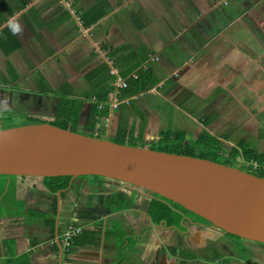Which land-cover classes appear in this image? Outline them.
Masks as SVG:
<instances>
[{"label":"crops","instance_id":"1","mask_svg":"<svg viewBox=\"0 0 264 264\" xmlns=\"http://www.w3.org/2000/svg\"><path fill=\"white\" fill-rule=\"evenodd\" d=\"M7 94L60 121L68 101L72 125L100 139H109L100 131L117 136L127 116L128 135L143 129V140L161 128H199L187 132L218 134L234 149L224 132L256 134L264 146V0H0V96ZM3 181L0 264H150L156 255L175 261L159 257L177 240L151 235L161 221L150 217L143 190L124 185L132 190L123 194L113 180L95 176L71 180L61 194L32 190L26 205L48 217L27 224L2 208L17 197L15 180ZM142 211L150 221L141 220ZM69 225L83 232L64 248Z\"/></svg>","mask_w":264,"mask_h":264},{"label":"water","instance_id":"2","mask_svg":"<svg viewBox=\"0 0 264 264\" xmlns=\"http://www.w3.org/2000/svg\"><path fill=\"white\" fill-rule=\"evenodd\" d=\"M0 176L107 178L163 197L228 234L264 244V177L209 159L36 123L0 129Z\"/></svg>","mask_w":264,"mask_h":264},{"label":"rangeland","instance_id":"3","mask_svg":"<svg viewBox=\"0 0 264 264\" xmlns=\"http://www.w3.org/2000/svg\"><path fill=\"white\" fill-rule=\"evenodd\" d=\"M6 87H7V90L10 92L11 90L8 89L9 86H6ZM4 91H6V90H4ZM14 98L15 99H10V95L7 94L8 100L7 99L3 100L0 96V121L1 122H5L7 124L21 125L23 123H26L28 120H34V121H38V122L55 123L58 125H62L64 127H67L69 130H73V131H76V132H79V133H82L85 135H96V133H97L94 130H87L86 131L83 128L80 129L78 127H74L72 125V123L69 121H60L56 117H50L51 114H48L47 111H43L40 108H36L35 104H33V105L28 104L26 102H22L21 100H19L16 97H14ZM71 104H75V102L72 100ZM62 126H60V127H62ZM187 129H190L191 133L193 134L194 130L199 129V128H186V132H184L183 130L180 131L179 128H161L160 129L161 132L157 136V138L147 139V140H143L144 139V134H143L144 130L142 129L140 131L138 128H135V134L133 136H129L127 138H121L118 135L117 136H114V135L104 136L103 132H101V131L99 132L98 137H101V138L108 137L109 140H111L113 142L123 141V142H125V145H131V146H135V147H144V148H149V149L158 150V151H160L162 149H166V150L178 151V152L182 153L183 150H185L186 147H188V146L193 148L194 147L193 146V140L198 139L197 136L193 137L192 134H189L187 132ZM180 132L183 133L184 139L186 140V142L182 141L179 137L175 138L173 136H169V138H168L166 136V134H168V133L177 134ZM260 132L262 134L264 133L263 128L260 129ZM153 133L154 134L157 133V130L155 128L153 129ZM202 133L203 132H201V134ZM222 135L224 138H227L228 140L232 139L234 141L233 147H235V149H237L238 151L233 150L234 148L230 147L231 145H229V142H226L227 140L224 141L223 139L219 138L218 134H217V136L212 135L216 139V141L215 140L213 141L211 138L207 137V134H204V135H202V138L200 141H198L199 139L197 140L199 143L197 144V150L198 151L196 152V154L197 155H203L207 159L213 160L217 163H221V164H225V165L226 164L233 165L234 167L241 168L242 170H244L246 172H252L255 175L256 174L259 176L264 175V153H262V151H260L261 145L263 144V138L261 136H256V134H251L250 136H247L246 134H242V135H239L241 137V142H240L238 140L239 136H237V135H236V138H234L233 135L231 137V134L226 133V132H224V134H222ZM197 141L194 143H197ZM206 142H208V143H206ZM209 145H212V146H209ZM235 145H237V146H235ZM262 147L264 148L263 145H262ZM230 148H231V151H229ZM220 149H226L227 153H233V152H237V153H234L232 155L227 156ZM247 149H250V151H248ZM259 152H261V154H259ZM248 153L252 154L253 157L248 156L249 155ZM250 160H254L256 163L254 164V161H250ZM247 163H249L250 165H247ZM114 183L115 184L113 186L115 188H118L119 190H121L123 192V194H127L129 191H131V189L127 190L126 188H124V187H126V186H124L126 184H120V182H117V181H114ZM6 186H7V183H5V181H3V179L0 180V194L6 190ZM137 189L138 188L135 187V190H137ZM135 195H137V193L130 192L129 198L133 199V198H135ZM154 198H155L154 195L147 193V196H144L145 200L143 199L146 202L145 205L147 206L148 202H150V204L152 205ZM123 201H125L124 197H123ZM56 202H57V209H58L59 208L58 199H56ZM26 204H28L26 201V197H24L22 199L19 197H15L13 202H9L7 199H5L1 205H3L2 208L5 209V212L7 215L16 216L12 213V211H15L17 213V218L21 219L23 222H25L27 224L34 223L35 221L40 220L41 218L45 220L48 217V216H45V214L41 213L39 210H37V207L29 209V207ZM82 204H83V202H82ZM64 205L65 204H63V211H65ZM171 207L173 209L174 206L171 205ZM133 211H134V209L130 210V212H129L130 216L134 215ZM151 211H150V215H151ZM170 211H172V210L169 209V211H165V212L156 211L157 213H159V217L163 218V219H161L162 221H161L160 228L153 230V232L151 233L150 227H152V226H150L149 228L145 227V229H147V231H146L147 236H149L151 233V235H155L156 238L159 239L160 235L162 236V233H164L165 237L172 236L173 238H176V240H177V239H179L177 237L181 236L179 234V232H182V231L188 232L189 231V227L181 221L183 218L180 219L176 215H171ZM180 211H182V213H184L183 210H180ZM180 211L178 210V212H180ZM143 214L145 215V219H144L145 222L147 220H149V221L151 220V218L148 219V215L144 211L141 212V220H143V217H142ZM178 215L181 216V214H178ZM37 217H41V218H37ZM151 217H152V215H151ZM63 221H64V218L61 220L60 224L63 225ZM171 223H176V225H178L180 223L181 227H183V230H178L179 232L177 230H170L171 228H168V227H170ZM188 224H189V222H188ZM62 225H60V226L62 227ZM120 227H121V225H119V224H113L112 225L113 229H118ZM123 229H124V227H123ZM204 231H207V230H204ZM204 231L199 238L194 237L195 243H197L196 249L194 248V250L196 252L199 251L200 253H202V250L203 249L205 250V248H207V245H208L207 241L208 240L206 238H208L210 247L208 248V250L203 255L206 257L212 258V259H216V260H218L220 258V256H222L223 258H221V259H224V260L209 263V264H264V246H261L257 243L249 244L250 247H248V249H249L250 253H252L250 261L247 263H245L243 261L240 262L241 258L246 259V257H247L246 256L247 254L244 253V250H242V252L240 250L244 245H242V247L239 248V245L236 246V244L233 240L228 239L231 237H229L227 234H225V237L222 239L226 244H224L222 242H218L219 240L217 239V237H220V234L217 233L218 234V236H217V234L213 235L212 232H204ZM220 232H222V231H220ZM115 235L116 234H114V232H113V234L111 236H115ZM138 236H139V238H141L140 235H138ZM162 242L165 243L164 241H162ZM213 243H214V246H213ZM147 248H149V247L147 246ZM171 248H173V251H172L173 253H171V255H169V256H171L172 258L174 257L175 261H168V262L162 261V262H165V264H172V263L178 264L179 260L176 261V259H178V254L182 253V248L180 246H178L177 244L171 246ZM231 251H233V253L231 255H229V253ZM148 253H149V251H148ZM189 253L191 254V252H189ZM216 254L220 255V256L217 257V256H215ZM192 255L194 257L196 256L195 254H192ZM169 260H171V259H169ZM213 261H215V260H213ZM129 262L132 263V258L130 255H129ZM193 263H196V262H193ZM136 264H144V263L142 261L141 262L136 261ZM182 264H185V263L182 262Z\"/></svg>","mask_w":264,"mask_h":264},{"label":"trees","instance_id":"4","mask_svg":"<svg viewBox=\"0 0 264 264\" xmlns=\"http://www.w3.org/2000/svg\"><path fill=\"white\" fill-rule=\"evenodd\" d=\"M126 92L128 93V90ZM122 95H125V94H122ZM63 100H66V99H63ZM65 102H67V103H65V104L60 106L59 112L57 113L58 114L57 117L63 119L62 121H69V122L72 123V121L69 119L70 116H68L66 113H67V110L70 109V115H73V111L71 110L69 105H67L68 101H65ZM69 102L71 103L72 100H69ZM128 119L129 118L127 116H122L121 117V120H120V126L121 127L118 128V136L121 137V138H127L129 136L128 135V133H129L128 129L129 128L126 127L128 123H125L126 121H128ZM36 123H44V122L28 120L26 123H23L21 125L36 124ZM51 124L59 126V127L62 126V125H58V124H55V123H51ZM21 125L5 124V122H1L0 121V129L11 128V127H16V126H21ZM61 128L68 129L67 127H64V126H62ZM71 131H73V130H71ZM204 134H207L208 138H211L213 141L214 140L216 141V139L213 136H211L209 133L204 131L202 134H200L198 136L199 140L198 139L193 140V146H194L193 148L188 146V147H186L185 150H183L182 153H180L178 151H172V150H166V149H162L160 151H165V152H169V153H176V154H180V155H188V156H194V157H198V158L207 159L203 155H197L196 154V152L198 151L197 150V144L199 143L198 141L201 140L202 135H204ZM166 136L168 138H169V136H173L175 138L179 137L182 141L186 142V140L184 139V135L181 132L177 133V134L168 133V134H166ZM196 141H197V143H194ZM117 143L125 144V142H123V141H117ZM206 143H208V142H206ZM209 146H212V145H209ZM220 150H222L224 152V154L227 153L226 149H220ZM233 150L238 151L237 149H233ZM229 151H231V149ZM234 153H237V152H233V153H231V155L234 154ZM226 165L233 166V165H230V164H226ZM249 173H252V172H249ZM252 174H254V173H252ZM257 176H259V175H257ZM260 177H264V175H260ZM8 178H11V179L15 180L14 182L17 184L16 185V189H15L16 193H17L16 196L21 198V199L24 198L25 195L28 192L32 191V190L49 191V192L55 193V194L59 193V191H61V190L68 189L69 186H70V182L72 180V177H31V176H13V177H10V176H0V180H2V179L5 180V179H8ZM154 196L157 197V198H161L162 200L168 202V209H171L169 207V205H172V206H174L177 209H183V210L187 211L186 209L182 208L180 205L175 204V203H173V202H171V201H169V200H167V199H165L163 197H160V196H158L156 194ZM55 209L57 210V205L55 206ZM150 211H151V215H152L153 219L155 221L159 222L163 218L159 217V213H157L156 211L165 212L167 210H166V207H165L164 204H160L159 202L154 201V204H152L151 207H150ZM198 218L201 219L200 217H198ZM201 220H203V219H201ZM51 225H53V220L51 221ZM230 236H232V235H230ZM233 237H235V238H237L239 240H243V239H241L239 237H236V236H233ZM76 239H77V237H75L73 239V242ZM261 245L264 246V244H261Z\"/></svg>","mask_w":264,"mask_h":264},{"label":"flooded vegetation","instance_id":"5","mask_svg":"<svg viewBox=\"0 0 264 264\" xmlns=\"http://www.w3.org/2000/svg\"><path fill=\"white\" fill-rule=\"evenodd\" d=\"M5 124H7V123H5ZM74 180H78V178H76ZM120 184H125V183L120 182ZM126 185L131 187L132 189L135 188L132 185H129V184H126ZM154 201L159 202L160 204H164L165 207H166V210L169 211L168 202L162 200L161 198H157V197L154 198ZM154 201H153V204H154ZM169 207L172 210V211H170L171 215H176L180 219L183 218L181 221L185 225H187L189 227V231L188 232H183V231L179 232L178 231V230H183V227H181L180 223L178 225H174V226L170 225V227H168V228H171L170 230H177L179 232V234L181 235V236L177 237V238H179V239H177V243L175 242V244H177L178 246H180L182 248V253L178 254V259H176V261L179 260L178 264H182V262H184L185 264H206V263L209 264V263H213V262H218V261L224 260V259H221V258H223L222 256L217 255V254L215 256H217V257L220 256V258L218 260L212 259V258H209V257H206V256L203 255L208 250V248L210 247L208 238H206V239L208 240L207 242H208L209 246L207 245V248H205V250L203 249L202 253H200L199 251L196 252L194 250V248L196 249V246H197V243H195L194 237L195 238H199L204 230H207V231H204V232H212L213 235H216L217 233L220 234V237H217V239L219 240L218 242H222V243L226 244L222 239L225 237V234H227L229 237H231V238H228V239L229 240H233L235 242L236 246L239 245V248H241L242 245H244L240 250H241V252H242V250H244V253L247 254L246 255L247 257H246V259H243V258L240 257L241 258L240 262L243 261V262L247 263V262L250 261L252 253H250L248 247H250L249 244H252L253 242L245 240V239L239 240V239L233 237L234 235L230 236L231 234H228V233H226L225 231H223L221 229L213 227L211 223H209L206 220L204 221V219L201 218V217L200 218L203 219V220L199 219L198 218L199 216L197 217V215H195L194 213H192V212H190L188 210L185 211L183 209H177L175 207H173V209H172L171 205H169ZM178 210L179 211L183 210L184 213H182V211L178 212ZM178 214H181V216H179ZM188 222H189V224H188ZM220 231H222V232H220ZM218 234H217V236H218ZM164 236H165V234H164ZM253 244H255V243H253ZM257 244L261 245L260 243H257ZM163 245L166 246L165 243H163ZM213 246H214V243H213ZM261 246H263V245H261ZM172 251H173V248H170V250L161 249L159 257L161 258V256L165 255L166 253L171 255V253H173ZM189 252H191V254ZM232 253H233V251H231L229 253V255H231ZM192 254H195L196 256L194 257ZM156 258H157V260L155 259L150 264H165V262H162V261L158 260L159 259L158 255H156ZM213 260H215V261H213ZM193 262H196V263H193Z\"/></svg>","mask_w":264,"mask_h":264},{"label":"built area","instance_id":"6","mask_svg":"<svg viewBox=\"0 0 264 264\" xmlns=\"http://www.w3.org/2000/svg\"><path fill=\"white\" fill-rule=\"evenodd\" d=\"M119 88H126L128 86L127 82L119 81L117 83ZM83 232V228L79 226L69 225L63 236V247L70 248L73 244V239L79 237Z\"/></svg>","mask_w":264,"mask_h":264},{"label":"clouds","instance_id":"7","mask_svg":"<svg viewBox=\"0 0 264 264\" xmlns=\"http://www.w3.org/2000/svg\"><path fill=\"white\" fill-rule=\"evenodd\" d=\"M13 31H14V32H18V31H20L19 26H18V25L13 26Z\"/></svg>","mask_w":264,"mask_h":264}]
</instances>
